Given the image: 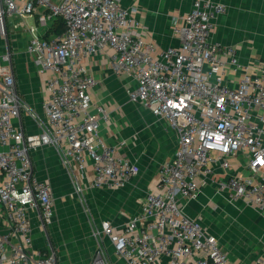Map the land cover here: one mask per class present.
Masks as SVG:
<instances>
[{
  "label": "built area",
  "instance_id": "1",
  "mask_svg": "<svg viewBox=\"0 0 264 264\" xmlns=\"http://www.w3.org/2000/svg\"><path fill=\"white\" fill-rule=\"evenodd\" d=\"M225 12L219 0H193L173 18L178 45L157 53L133 17L134 8H124L120 0H0V204L8 224L0 235V264H58L50 244L33 248L30 210L39 211L43 224L54 213L50 182L32 172L33 149L53 144L63 162L80 170L91 161L94 188L122 187L139 173L137 162L100 133L108 113L93 101L98 81L87 62L105 51L114 72L133 80L125 88L128 101L166 121L176 147L120 232L109 221L100 222L88 264H108L104 237L127 264H239L181 202L211 184L264 216V75L244 74L236 86L224 81L226 61L210 36ZM27 16L35 24L27 25ZM8 18L13 30L29 34L25 51L47 75L45 127L32 133L18 123L26 104L17 91ZM57 19L62 31L48 32ZM224 53L237 65L235 48L226 46ZM239 157L246 161L245 174L232 169ZM216 165L223 170L219 179ZM75 191H82L77 182Z\"/></svg>",
  "mask_w": 264,
  "mask_h": 264
},
{
  "label": "crops",
  "instance_id": "2",
  "mask_svg": "<svg viewBox=\"0 0 264 264\" xmlns=\"http://www.w3.org/2000/svg\"><path fill=\"white\" fill-rule=\"evenodd\" d=\"M219 1L226 4V12L217 17L210 39L226 61L224 81L236 86L244 74L264 75V0ZM192 2L120 0L124 8H134L133 17L145 29L146 39L154 44L157 53L178 45L179 38L172 29L173 18L188 11ZM24 21L27 25L35 24L32 16ZM11 25L8 18L17 91L26 104L18 123L25 132L32 133L40 126L45 127L43 101L49 95L47 75L25 51L29 34L23 29L13 30ZM226 46L235 48L237 65L229 63L230 57L224 53ZM109 55L106 51L98 53L87 62L89 72L98 81L91 90L93 101L102 104L108 113L107 119L100 123V133L107 143L119 144L121 151L137 162L139 173L125 186L94 188L90 186L91 161L82 170L74 162L68 165L53 144L30 152L34 176L48 180L54 196V213L49 223L43 224L39 211L30 210L33 248L50 244L56 250L58 264H88L96 244L91 240L86 245V232L79 225L81 219L84 230L87 229L85 215L73 193L75 182L82 186L81 203L89 210L92 231L107 220L114 231L120 232L139 210L145 193L155 187L160 164L171 158L176 147V134L166 121L157 118L147 107L128 101L125 88L133 80L114 72ZM232 169L247 173L245 159L237 158ZM222 174V168L216 165L214 176L219 179ZM181 202L189 216L198 218L218 238L231 259L239 264H262L260 259L264 264V216L253 206L240 199H227L225 193L216 192L211 184L202 187L195 199ZM1 210L0 204V235L8 231ZM107 249L111 252V264H127L111 248Z\"/></svg>",
  "mask_w": 264,
  "mask_h": 264
},
{
  "label": "rangeland",
  "instance_id": "3",
  "mask_svg": "<svg viewBox=\"0 0 264 264\" xmlns=\"http://www.w3.org/2000/svg\"><path fill=\"white\" fill-rule=\"evenodd\" d=\"M8 42H9V37H8ZM9 45H10V42H9ZM74 191H75V188H74ZM74 191H73V193H74V196L76 197V199L78 201V204H79V207H80V211L83 212L84 215H85V223H86L85 225H86L87 229L84 230L81 219H79L78 222H79V225H80V227L82 229V232L83 231L86 232V235H85L86 245L88 246L90 244V241L94 240V244L96 243L95 244V248H96L98 240H97V238L95 236V232H96L97 228H99V226L94 228L93 231H92V228L90 226V220H89V217H90L89 216V210H88V208L86 206H84L83 203H81V202H83L82 200L84 199V197L81 196L82 194H78L76 191L75 192ZM105 238L106 237H104L102 239V247H103L104 252L106 254L108 264H111V259H109L111 252L108 251L107 247L111 248L112 253H114V252H113L112 244L109 242L108 238H106V239L108 240L109 243H107V244L105 243V241H104ZM95 248L93 247V252L95 251ZM93 252L91 254V258L93 256Z\"/></svg>",
  "mask_w": 264,
  "mask_h": 264
},
{
  "label": "trees",
  "instance_id": "4",
  "mask_svg": "<svg viewBox=\"0 0 264 264\" xmlns=\"http://www.w3.org/2000/svg\"><path fill=\"white\" fill-rule=\"evenodd\" d=\"M62 29H63V22L61 19H57L54 21L52 27L48 30V32L55 31L58 33V32H61Z\"/></svg>",
  "mask_w": 264,
  "mask_h": 264
}]
</instances>
